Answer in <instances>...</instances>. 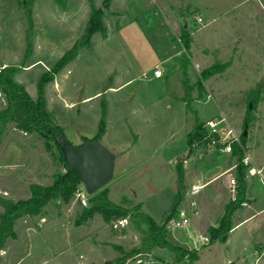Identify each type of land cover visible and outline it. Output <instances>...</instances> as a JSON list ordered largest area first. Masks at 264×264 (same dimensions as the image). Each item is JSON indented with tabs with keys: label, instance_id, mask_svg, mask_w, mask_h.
<instances>
[{
	"label": "rangeland",
	"instance_id": "374dc122",
	"mask_svg": "<svg viewBox=\"0 0 264 264\" xmlns=\"http://www.w3.org/2000/svg\"><path fill=\"white\" fill-rule=\"evenodd\" d=\"M102 1L0 0V69L12 70L13 80L33 99L41 83L48 113L73 145L93 137L103 122L98 142L110 152L113 170L97 191L107 190L109 199L131 214L122 226L114 227L115 220L106 222L99 214L76 224L84 206L81 197L88 205L92 195L81 183L68 203L54 201L43 216L19 218L15 237L0 251V264H99L119 256L114 245L125 251L141 245L148 227L138 212L157 224L166 220L176 192L183 189L178 179L188 156L185 137L195 118L182 101L184 54L190 60L191 84L211 64H229L203 81L202 91H193L192 104L204 124L225 118L216 128L219 137L231 128L239 143L246 129L250 190L233 223L246 219L225 241L207 244L192 225L200 231L217 225L235 195L230 184L234 167H228L236 158L231 152L222 154L227 159L215 158L216 167L215 161L200 162L206 178L222 168L228 171L195 195L181 193L176 210L187 213L189 224L166 229L167 238L196 249L194 264H264V0H112L103 10L102 29L81 45L91 6L102 7ZM183 32L191 38L188 51L180 41ZM77 43L74 54L56 71ZM156 67L159 77L153 75ZM255 95L252 121L244 127L249 97ZM6 104L0 90V109ZM192 146L209 148L201 140ZM64 172L57 150H46L40 135L7 124L0 142L1 196L25 199L30 184L50 185L54 174ZM195 197L205 205L202 212L191 205ZM140 257L125 264H188L187 259L175 263L174 252L167 248Z\"/></svg>",
	"mask_w": 264,
	"mask_h": 264
},
{
	"label": "trees",
	"instance_id": "16d2710c",
	"mask_svg": "<svg viewBox=\"0 0 264 264\" xmlns=\"http://www.w3.org/2000/svg\"><path fill=\"white\" fill-rule=\"evenodd\" d=\"M112 0H103L102 7L96 8L91 6V14L86 22L85 33L81 39V45L88 43L91 35L102 29L101 16L104 8L110 5ZM180 41L185 50H189L191 38L187 32H183ZM80 44H75L67 55L59 62L55 70H59L61 66L70 59V55L74 54V50ZM190 60L187 55H183L180 60V69L183 75L182 83L184 85V95L182 101L186 108L195 113L194 123L186 135V142L191 146L193 142L203 140L207 136V130L204 123L197 116L193 108V91L204 89L203 81L207 80L214 74L222 73L228 66V63L215 62L204 68L195 82L191 84L188 78V68ZM0 90L4 93L7 104L6 107L0 109V142L8 123H15V126L25 132H35L44 139L45 148L51 151L53 148L57 150L58 159L65 168L62 174H54L53 181L50 185L30 184V195L25 199L13 200L0 195V251L4 248L8 239L15 237L14 226L16 221L23 216H43L44 208L51 202L61 201L68 203L79 190L82 183L80 173L72 168L68 162L67 153L70 150L78 152L85 145L99 141L104 134V126L101 121L97 133L91 138L84 140L76 145L70 143L64 133L63 128L58 125L47 111L45 99L42 92L41 83L37 88V97L33 99L23 87L13 80V71L5 68L0 69ZM246 114L243 118V126H249L252 121L251 111L253 104L257 101V95L249 97ZM212 138L217 139L218 135L213 133L212 136L206 137L205 142H209ZM247 136L243 132L239 136V143L234 142L231 147V154L235 156L234 165L235 177V195L224 206V212L216 226H210L206 229L207 244L216 241H225L235 224L233 223L234 212L247 201L248 182L246 179L248 164L244 163L245 153L244 145H246ZM220 146V144H217ZM181 190L176 192V205L173 211L167 216L162 224H157L152 217L144 212H138L142 221L148 227L147 236L143 239L139 247L125 251L120 245H114V248L120 253L113 260H107L99 264H125L128 258L137 257L141 261V255L149 254L154 248H167L174 252L175 263L183 259L188 260V264H194L198 258L196 249H187L181 245L175 244L167 238L165 228L166 221L171 214L176 211L181 200ZM88 205L82 206L78 212L75 223L82 224L91 220L96 214L102 216L106 222H112L117 219L127 218L131 211L122 205L115 204L108 197V191H97L90 195Z\"/></svg>",
	"mask_w": 264,
	"mask_h": 264
},
{
	"label": "crops",
	"instance_id": "0c3cea01",
	"mask_svg": "<svg viewBox=\"0 0 264 264\" xmlns=\"http://www.w3.org/2000/svg\"><path fill=\"white\" fill-rule=\"evenodd\" d=\"M188 132H186V135H187ZM185 142H186V137H185ZM185 148H186L185 153H187L188 156H187L186 159L184 158V160H183V163L181 165V173H180V176H179V179H178L179 180V184L181 185V188L183 187V189H180L181 192H184L185 191V194L186 193L187 194L190 193V191H189L190 188L189 189L188 188L186 189V186H185L186 184H189V187H191L192 185H199V186H202L201 189H203L204 187L209 186L210 184H212L213 182H215L219 177H221L222 175H224L228 171L227 168H222V170H219V171L216 170V171H214L215 174H213L214 175L213 177H207L206 178L205 175L204 174H201V172H200L201 171L200 170V168H201V163L200 162L203 161L205 163L206 162L212 163V162L215 161V163L213 165H215V167H216L217 164H216L215 158L218 159V158L221 157L222 154L223 155L227 154V152H223V151H220V150H218L216 148L214 149V148H210V147L207 148V149H204V148H200V147H193L192 145L191 146H188L187 142H186V147ZM190 157H192V158H190ZM221 158H222L223 162H224V160L227 159V158L223 159V157H221ZM174 162H176V161H174ZM174 164H175V173H176L177 172L176 171L177 170L176 163H174ZM233 167H234V163H233V161L231 159V164L228 167L229 168V171L232 170ZM197 170H198V173H196ZM249 190H250V188H249V185H248L247 195H248ZM211 199L212 198H210V201H211ZM194 201L196 203V208H195L196 209V212H198V211L202 212L204 210L205 205L204 204H201V203L198 204V201H197L196 197L194 198ZM118 205H121V204H118ZM175 205H176V202H175ZM175 205L173 206L171 212L173 211ZM178 210H180V209H178ZM178 210H176V211H178ZM94 218H95V216L91 220H94ZM245 219L246 218H244V220ZM244 220L242 219V220L236 222L235 223V226L238 225L239 223H241ZM192 226H193V228H195L196 230H198L200 232V234H202V238L205 237L204 236V233L206 232V229L209 227V225L206 227V229L204 231H200V229L197 226H195V225H192ZM14 230H15V228H14ZM115 258H113V259H115Z\"/></svg>",
	"mask_w": 264,
	"mask_h": 264
},
{
	"label": "water",
	"instance_id": "95a60500",
	"mask_svg": "<svg viewBox=\"0 0 264 264\" xmlns=\"http://www.w3.org/2000/svg\"><path fill=\"white\" fill-rule=\"evenodd\" d=\"M243 134H247L246 129ZM70 151L75 155L74 157L67 156L68 162L80 173L81 182L87 193H95L111 179L112 156L98 141L85 145L78 152Z\"/></svg>",
	"mask_w": 264,
	"mask_h": 264
},
{
	"label": "built area",
	"instance_id": "2783aa9c",
	"mask_svg": "<svg viewBox=\"0 0 264 264\" xmlns=\"http://www.w3.org/2000/svg\"><path fill=\"white\" fill-rule=\"evenodd\" d=\"M153 75L155 77L161 76V71H160V69L158 67H156L153 70ZM221 122H225V118L224 117H220L217 120L209 119V120L205 121L204 127L207 130V136L206 137L212 136L213 133L217 134L218 131H217L216 128H217V125L219 123H221ZM206 137L203 140H201V141H204L206 139ZM237 140L238 139L235 136L233 130L231 128H229L227 130L225 136H223V137L220 136L219 137V135H218L217 139L211 137V140L209 142H206V145L208 147H212V148L215 147L216 149H218L220 151L230 153L232 144L234 142H236ZM217 144H220V146H217ZM247 160H248V158L245 157L244 158V163L247 164ZM255 172H256L255 169H253V168L250 169V173L251 174H255ZM230 184L232 185L231 191H234V188H235V180H234V178L230 179ZM263 184H264V181H263ZM201 187L202 186H199V185H192L190 187V195H195V194L199 193ZM80 201H81L82 205H84V206L87 205V202H86L85 198L81 197ZM191 205H193V206L196 205L194 200L191 201ZM126 222H127V218H121V219L115 220V222L113 224H114V227H116L118 225L122 226ZM188 224H189V218H188L187 213L184 210L180 209V210L176 211L175 216H170V218L166 221L165 228L166 229H171L173 227H186ZM203 238L206 241V237H203Z\"/></svg>",
	"mask_w": 264,
	"mask_h": 264
}]
</instances>
